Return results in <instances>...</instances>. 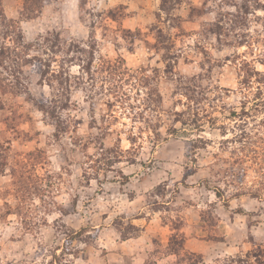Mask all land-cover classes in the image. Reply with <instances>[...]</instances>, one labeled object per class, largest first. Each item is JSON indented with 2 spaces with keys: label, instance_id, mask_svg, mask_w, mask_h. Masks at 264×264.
Returning a JSON list of instances; mask_svg holds the SVG:
<instances>
[{
  "label": "rangeland",
  "instance_id": "374dc122",
  "mask_svg": "<svg viewBox=\"0 0 264 264\" xmlns=\"http://www.w3.org/2000/svg\"><path fill=\"white\" fill-rule=\"evenodd\" d=\"M0 2L68 78L0 89V264H261L264 0Z\"/></svg>",
  "mask_w": 264,
  "mask_h": 264
},
{
  "label": "trees",
  "instance_id": "16d2710c",
  "mask_svg": "<svg viewBox=\"0 0 264 264\" xmlns=\"http://www.w3.org/2000/svg\"><path fill=\"white\" fill-rule=\"evenodd\" d=\"M168 0H161L162 7L161 9L164 11H167V8L165 7ZM46 0H24V9L27 15L35 14L36 11L42 9V6L45 4ZM0 18L2 20H6V15L4 13V10L1 6L0 2ZM5 24H7L6 29L2 31L3 38L0 43V89L4 92H10L14 93V90L17 89L18 93L24 92L26 90L25 86H23L22 83L19 84L20 81H17L19 76H22L24 73L23 66L28 65L30 63H33V61L38 60L40 65L44 66L42 69L40 68V73L42 80L44 82H47L50 87H53L52 81H58L60 84V87L58 89L64 88L60 81H68V78L63 76V73L61 71H58V74H55V71L51 68V63L48 61H44L37 56L36 54L31 53V48L34 47L33 43L26 42L24 39V34L22 32V29L18 25V23L14 20H9ZM10 40V41H9ZM78 46V45H77ZM8 61V64H7ZM48 75H51L53 79H49ZM42 83V82H41ZM66 99H70L66 97ZM45 104L41 103L39 104L40 109L45 113H51L53 114V111L50 109H46ZM66 104H62L60 107L59 105L53 106V110L56 111L58 108L64 109ZM6 148L3 147L2 144H0V175H6L8 172L6 171V168L9 166L8 162V155L5 154ZM25 167V166H24ZM15 168V167H14ZM26 169V168H24ZM11 175L17 179V182L20 183L18 190L25 189V183L23 182L25 178V173L23 171L15 170L11 172ZM184 241V237L182 239ZM260 252V253H258ZM258 252H249L247 254L248 258H251L252 256L255 257L256 262L258 261L261 264H264V249L259 248ZM258 253V254H257ZM242 260V259H240ZM239 260V262H240Z\"/></svg>",
  "mask_w": 264,
  "mask_h": 264
}]
</instances>
